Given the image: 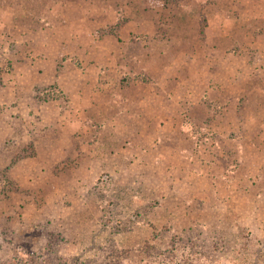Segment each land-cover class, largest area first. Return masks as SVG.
Listing matches in <instances>:
<instances>
[{
  "label": "rangeland",
  "instance_id": "obj_1",
  "mask_svg": "<svg viewBox=\"0 0 264 264\" xmlns=\"http://www.w3.org/2000/svg\"><path fill=\"white\" fill-rule=\"evenodd\" d=\"M34 253L264 264V0H0V264Z\"/></svg>",
  "mask_w": 264,
  "mask_h": 264
},
{
  "label": "trees",
  "instance_id": "obj_2",
  "mask_svg": "<svg viewBox=\"0 0 264 264\" xmlns=\"http://www.w3.org/2000/svg\"><path fill=\"white\" fill-rule=\"evenodd\" d=\"M216 228H218V227H216ZM219 231V230H218ZM202 233L204 232V231H201ZM213 232H217V231H213ZM204 234V233H203ZM203 234H201V235H203ZM221 239H223V240H219L218 242H216L217 244H219L220 245V247H221V249H223V247H226V246H229V243L230 242H232V238H231V236L234 238V235L233 234H231V235H227L226 234V236H225V233H224V231H222L221 232ZM209 237H212V236H207L206 238H209ZM234 241H236V240H234ZM211 243H212V245H213V243H214V241H211ZM222 243H225V244H222ZM226 253H229V252H226ZM31 256H35V259L37 258V256H38V254H32ZM130 257H132V255H129ZM54 257V256H53ZM50 258V257H48V255L47 256H45V257H43V260L40 258V256L37 258V263H39V264H58V262L56 261V257H54V258ZM106 258V264H118V261L117 262H114L115 261V257H113V256H106L105 257ZM236 258H239V257H233L232 258V260H234V259H236ZM34 259V260H35ZM28 260H30V259H27V261ZM46 262H48V263H46ZM212 262V261H211ZM30 264V263H29Z\"/></svg>",
  "mask_w": 264,
  "mask_h": 264
}]
</instances>
